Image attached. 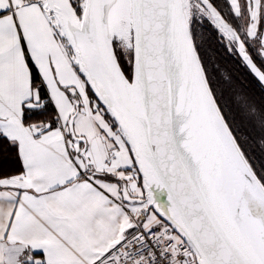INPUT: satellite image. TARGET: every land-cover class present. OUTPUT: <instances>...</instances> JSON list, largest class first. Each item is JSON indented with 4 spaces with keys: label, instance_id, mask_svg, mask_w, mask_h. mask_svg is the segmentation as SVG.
I'll list each match as a JSON object with an SVG mask.
<instances>
[{
    "label": "snow or ice",
    "instance_id": "1",
    "mask_svg": "<svg viewBox=\"0 0 264 264\" xmlns=\"http://www.w3.org/2000/svg\"><path fill=\"white\" fill-rule=\"evenodd\" d=\"M0 264H264V0H0Z\"/></svg>",
    "mask_w": 264,
    "mask_h": 264
}]
</instances>
